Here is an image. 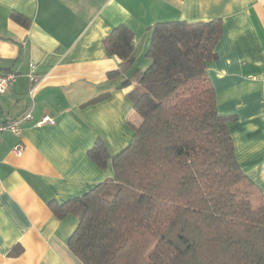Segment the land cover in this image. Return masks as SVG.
Here are the masks:
<instances>
[{"label":"crops","instance_id":"obj_1","mask_svg":"<svg viewBox=\"0 0 264 264\" xmlns=\"http://www.w3.org/2000/svg\"><path fill=\"white\" fill-rule=\"evenodd\" d=\"M218 18L207 74L217 111L236 118L228 127L235 159L264 194V0H0V70L17 72L0 93V123L32 114L19 135L0 134V264H83L67 246L77 219L56 217L49 201L81 196L113 176L87 152L97 139L111 156L132 142L140 119L127 96L133 84L124 83L148 66L149 28ZM118 24L133 32V64L109 77L123 62L104 46ZM45 116L54 123L38 125Z\"/></svg>","mask_w":264,"mask_h":264},{"label":"trees","instance_id":"obj_2","mask_svg":"<svg viewBox=\"0 0 264 264\" xmlns=\"http://www.w3.org/2000/svg\"><path fill=\"white\" fill-rule=\"evenodd\" d=\"M149 30L148 66L124 83L140 119L132 142L111 156L97 139L87 152L113 176L48 203L56 217L78 221L67 246L83 264H264V194L235 159L236 118L217 111L207 74L221 19ZM132 40L124 24L105 37L107 54L123 61L109 77L131 68Z\"/></svg>","mask_w":264,"mask_h":264},{"label":"built area","instance_id":"obj_3","mask_svg":"<svg viewBox=\"0 0 264 264\" xmlns=\"http://www.w3.org/2000/svg\"><path fill=\"white\" fill-rule=\"evenodd\" d=\"M30 72L28 73L29 80L32 83H35L38 78L37 76L32 72V69L34 68L33 64H30ZM17 77V72L16 71H5V70H0V93H4L9 90L11 87L12 83L15 81ZM32 118L31 111L26 112L22 116L18 117L17 119L14 120H8L5 122L0 123V134L4 131H10L15 135H19L21 133V125L22 123L29 121ZM43 123H50L53 124L54 120L52 118H49L47 116L43 117L37 124H43ZM13 152L17 155H21L23 152V147L21 144H17L13 148Z\"/></svg>","mask_w":264,"mask_h":264}]
</instances>
